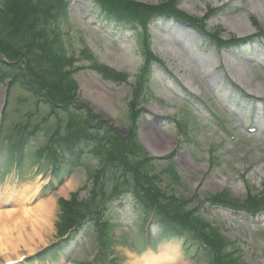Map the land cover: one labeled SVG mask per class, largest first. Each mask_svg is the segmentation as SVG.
Returning <instances> with one entry per match:
<instances>
[{
	"label": "rangeland",
	"instance_id": "374dc122",
	"mask_svg": "<svg viewBox=\"0 0 264 264\" xmlns=\"http://www.w3.org/2000/svg\"><path fill=\"white\" fill-rule=\"evenodd\" d=\"M15 1L17 8L19 5L21 8L27 5L39 25L36 30H32L33 37H21V30L24 31L26 27L19 25V19L6 18L7 24L20 30L18 33L9 35L7 24L0 25V54L8 56H0V60L5 64L14 61L12 65L17 67L14 69L8 64L6 68L0 67V89L2 88L3 92L7 79L14 74H23V70L26 71L25 64H30L32 70H27L26 74L28 72L38 93H44L51 104L56 102L63 105L70 100V103L80 110L65 116L59 115V121L56 123L54 116L47 115L51 106L40 107L41 110L35 115L31 113L36 107L34 98L37 94L30 95L22 89L20 83L13 84L10 90H6V105L2 108L6 120L0 129V138L16 137L15 129L24 125L28 126L26 131L33 130L32 134L35 136L27 137V132H24V139L28 138L31 142L26 148L27 154L23 151L22 157L16 151L11 161L15 163L14 167L16 165V174L0 177V197L5 194L13 200L9 199L7 203L1 204L0 212L12 205H19L22 200L19 193L24 194V191L19 190L29 184L37 185V200H44L53 195L55 205L49 219L50 227L44 233V241H47L44 245L50 246L56 241L59 231L61 233L67 226L65 220H61L63 207L60 204L68 202L66 209L70 206L80 213L87 214L97 207L94 205L96 200L106 195L105 193L121 192L116 194V199L124 202L123 209L109 212L106 218L107 226H102L99 231L95 232V228L83 230L77 237L70 264H88V257L97 249H103L112 264H125L135 258L132 254L133 244H141V228L146 218L142 213L143 208L141 213L134 210L132 212L131 195L135 193L138 198L144 199L153 197L145 186L137 184L138 190L134 188L133 183H137V177L143 180L144 184L147 181V187L159 203L163 205L166 200L165 203L172 207V211L179 214L176 217L180 220L190 222L200 231L203 229L214 238L212 242L231 243L236 249H228L230 252L226 254V258L230 264H264L263 225L248 229L245 226L247 222L241 223L234 216H225L210 210L208 205L201 204L202 198H209L211 195L230 199L229 202L225 201L229 205H232L233 201L237 202L234 204H241L254 196L264 200V135L258 133L252 136L241 132L233 115L225 112L218 101L222 99L232 103L237 94H253L264 98V71L256 66L243 64L238 58L245 55L246 51L250 56H255L258 48L247 46L235 50L236 55L225 52L220 56L212 47L206 45L209 42L206 37L208 42L194 30L184 25L180 27L175 22L169 21V25L167 19L163 18L157 22L162 33L154 30L152 34L149 28L151 41L146 44L140 35L139 27L137 26L138 30L135 31L131 25L136 20L148 19L147 13L142 12L145 15L143 16L142 13L137 14V11L133 13L127 6H121L130 2L136 5L144 4L155 10L169 11L205 30L216 45L242 41L253 37L255 30L263 31L264 0H70L69 3V0ZM119 1L123 3L120 5ZM174 4L178 6L174 8ZM5 5L6 0H0V12ZM215 10L222 12L203 23L201 19ZM240 19L246 22L245 26L230 28L232 22ZM247 26L253 31L246 33ZM169 29L172 31L168 32ZM236 29L239 33L246 34L239 36ZM124 37L126 41L121 40ZM27 39L37 41L38 46L34 49L25 48L23 41ZM51 40H56V43L48 55L62 61L60 67L53 68V72H56L55 75L60 79L66 80L57 84L61 87L69 81L66 89L61 91L59 102L52 94L53 84L48 87L46 84L37 83L39 76L46 77L43 71L46 65L42 62L43 59H39L43 49L39 43L47 42L51 45ZM8 49L13 52L12 55L7 54ZM147 51L155 55L163 65L152 68V75L150 73L144 80V86H141L137 81L142 67L148 62ZM48 55L45 60H48ZM89 65L99 69L101 75L98 76L90 69L84 72L75 71L71 77L66 75L69 70ZM238 68L245 73L239 80L233 75V69ZM106 77L117 85L105 84L102 79ZM165 81L173 85L174 91H167L163 86ZM220 94L222 97L218 96ZM141 107L144 109L142 115L138 111ZM135 112L140 115H134ZM213 117L220 125L227 127L236 139L225 137ZM99 123L104 124L111 134L105 130L99 133L97 136L100 143L93 152L83 143L79 160H73V168L66 166L59 176L60 179L49 183L52 187L47 191L46 174L49 169L46 163L41 162L38 174H33L36 169L33 159L36 157L35 151L47 140L56 125H59L62 135L72 136L83 133L88 124ZM135 123L138 130L133 129ZM127 135H135V140L128 147V151L133 150L137 154L134 158L128 153L122 154L125 147L121 141ZM172 152L174 158L171 161L150 162L151 158L164 157ZM10 159L6 156L0 161L2 175L4 166L9 167ZM107 161H121L123 167L134 165L140 173L128 175L112 168L103 171ZM210 163H213L211 169ZM42 170H45L46 174L41 173ZM96 177L103 178L102 183H99L100 187L105 185L103 192L100 191L101 196L96 194L93 197L91 192L97 191ZM72 179H75L74 187L60 193L59 190ZM34 196L23 199H34ZM5 205L7 207H3ZM134 205H137V202ZM115 206L120 208L119 205ZM196 207L200 208L198 212L203 217H197L194 221L190 219L189 213ZM248 207H251L249 203L236 208L247 211ZM22 208L17 206L15 209ZM121 215L125 216L126 220H123ZM203 218L216 221L218 225L226 224L227 230L209 228L203 223ZM153 236L157 238L156 243H160L156 247V243L153 245L155 256L163 251L166 244V247L176 249L177 241ZM178 254V264L213 263L212 260L210 263L209 259L201 257L192 262L187 259L186 253ZM1 261L0 257V264Z\"/></svg>",
	"mask_w": 264,
	"mask_h": 264
},
{
	"label": "bare ground",
	"instance_id": "6f19581e",
	"mask_svg": "<svg viewBox=\"0 0 264 264\" xmlns=\"http://www.w3.org/2000/svg\"><path fill=\"white\" fill-rule=\"evenodd\" d=\"M246 22L243 20H237L230 24V28L235 26H245ZM248 24V23H247ZM248 28V26H247ZM250 28V29H249ZM249 33L252 28L249 26ZM237 30V29H236ZM235 30V31H236ZM238 35L242 36L246 34L245 32H238ZM175 52V51H174ZM173 52V54H174ZM245 74L241 69H233V75L236 79H242ZM2 96V88L0 89V101ZM75 179H72L68 184L66 183L59 192H65L66 190H71L74 187ZM37 185H27L26 188H23L24 191L19 193V196L22 198L21 203L31 202L34 199H23L27 196L34 198L38 197V188ZM33 189L31 192L30 190ZM28 192V193H27ZM10 197V196H9ZM54 196H50L47 199L40 200L38 203L32 206L24 207L21 210L11 209L4 210L0 212V257L2 258L1 264L11 262L14 259H17L22 254H32L40 246H43L47 241H44V233L48 231L49 219L52 216L54 208ZM7 195H3L0 198V205L7 203ZM30 204V203H28ZM28 204H23L24 206ZM9 223V224H8ZM168 246V245H167ZM180 255L176 254V250L172 247H164L163 251L160 252L159 256L150 264H178L177 258ZM125 264H139L138 261L132 258L131 261ZM183 264V263H181ZM185 264H192L186 262Z\"/></svg>",
	"mask_w": 264,
	"mask_h": 264
},
{
	"label": "trees",
	"instance_id": "16d2710c",
	"mask_svg": "<svg viewBox=\"0 0 264 264\" xmlns=\"http://www.w3.org/2000/svg\"><path fill=\"white\" fill-rule=\"evenodd\" d=\"M24 2L25 1H23V3ZM14 3H16L15 0L14 1L13 0H6V5L3 7V10L0 13V21L3 22L4 25H6L7 24L6 23V18L7 17L10 18V19H17V20L19 19V21L21 20L19 25L23 24L24 27H26V28H24L25 29L24 31L21 30V37L22 36L25 37V35H29V36L31 35L33 37L34 33H32V30H36V28L39 25V23L36 21L34 15L29 13L30 9H28L27 5L24 6L25 8H21L20 5L17 8V5H16L17 3L16 4H14ZM118 3L121 5L123 2L121 3V1H119ZM123 5L128 6L127 4H124V3L121 6H123ZM130 7L131 8L136 7L138 10L142 9L140 6H135V5L134 6H130ZM4 10H5V12L3 13ZM13 27L14 26H12L11 24H7L8 31L12 30ZM36 43H37V41H35V40L31 41L29 39L23 41V45L25 46V48H29V45H31V44H33V46H38V43L37 44ZM55 43H56V40H51V45H48L47 42H40L39 43V46L41 48H43L42 49L43 51L42 50L40 51L43 57H41L40 59H43L42 62L46 65V67L43 68V71L46 74V77L42 75L41 77L39 76L37 78L38 80L37 79L36 80H37V83L46 84L48 87H50L49 86L50 84H53L52 94H53L55 100L57 102H59L60 101V97H61V91H62V89L64 90V88L68 86V84H69L68 82L69 81L66 82L65 84H62L61 87L57 84L61 80H63V81H66V80L65 79H60L59 77H57L55 75L56 72L55 73L53 72V70H54L53 68L54 67H60L62 65V61L60 59L56 60L54 57L48 55V53L50 51H52V49L54 48ZM7 53L9 55L13 54V52L10 49L7 50ZM47 55L49 56V58H48V60H45V57ZM27 67H28L29 71L32 70L30 64L29 65L27 64ZM65 78H67V76H65ZM144 186H146V184ZM153 194H154L153 192L149 193V195L154 196ZM149 200H151L153 202H157L158 199H156L155 196H154V197H151ZM66 205L67 204H65V206L63 207V212H64V214H66L63 219H73V218H75L76 215L74 214L75 217H73L72 213H78V211L74 210V208H72L70 206L68 207V209L66 211ZM168 210L169 211L165 210V212L166 213H168V212L171 213V211L173 209H168ZM66 221L68 222L69 220H66ZM225 257H227V256H225ZM227 264H230V263L227 261Z\"/></svg>",
	"mask_w": 264,
	"mask_h": 264
}]
</instances>
